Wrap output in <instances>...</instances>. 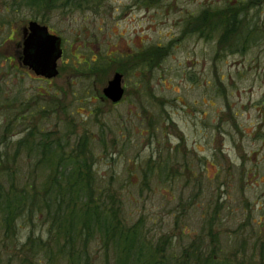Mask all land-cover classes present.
Instances as JSON below:
<instances>
[{
  "label": "rangeland",
  "instance_id": "1",
  "mask_svg": "<svg viewBox=\"0 0 264 264\" xmlns=\"http://www.w3.org/2000/svg\"><path fill=\"white\" fill-rule=\"evenodd\" d=\"M33 11L0 0V169L21 168L23 180L34 159L14 153L13 141L30 126L55 147L79 141L123 222L139 227L151 250L164 248L165 263L191 264L183 252L192 247L213 248L216 264H263L264 0L45 5L39 18L64 50L49 82L2 64L1 40L37 19ZM114 71L127 89L116 104L102 93ZM42 221L18 220L11 237L0 231V264L20 263L22 243L45 230ZM88 253L90 264H104L93 242Z\"/></svg>",
  "mask_w": 264,
  "mask_h": 264
},
{
  "label": "trees",
  "instance_id": "2",
  "mask_svg": "<svg viewBox=\"0 0 264 264\" xmlns=\"http://www.w3.org/2000/svg\"><path fill=\"white\" fill-rule=\"evenodd\" d=\"M17 1L11 0V3ZM90 1L19 0V4L31 6L36 14L34 18L43 22L38 11L45 5L80 6ZM216 11L221 16L228 10ZM220 24L221 18L212 27H220ZM151 53L153 56L156 54L153 51ZM46 111H54V106L50 105ZM35 129L30 126L13 141L14 153L24 149L34 159L23 180L18 181V176L23 173L21 168L16 169L15 166L7 173L0 169L2 235L11 237L18 226V220L27 219L33 223L42 219L45 226L43 232L34 233L33 229L29 231L22 243L23 256L17 257L19 264H34L40 253L50 263L63 260L66 264H90L94 259L88 253L92 242L102 250L104 264H167L164 248H158L160 251L151 250L152 242L145 239L140 228L123 222L120 205L115 203L113 193L107 187L99 186L90 149H82L79 141L74 145L63 146L64 139L58 143L63 149L55 147V142L44 138L47 137V131H44L46 133L42 137V131L36 132ZM29 138H35L33 145L28 144ZM39 145H42L41 150ZM1 156L3 153H0V159ZM5 160L7 163V157ZM212 251L213 248L204 254L202 250L189 247L183 255H191V264H216L218 262L213 260Z\"/></svg>",
  "mask_w": 264,
  "mask_h": 264
},
{
  "label": "water",
  "instance_id": "3",
  "mask_svg": "<svg viewBox=\"0 0 264 264\" xmlns=\"http://www.w3.org/2000/svg\"><path fill=\"white\" fill-rule=\"evenodd\" d=\"M28 32L23 41V62L36 74L52 77L57 74L56 61L61 55L60 36L49 33L47 26L36 20L27 22ZM122 74L114 71L102 88V93L113 102L120 100L123 93Z\"/></svg>",
  "mask_w": 264,
  "mask_h": 264
},
{
  "label": "flooded vegetation",
  "instance_id": "4",
  "mask_svg": "<svg viewBox=\"0 0 264 264\" xmlns=\"http://www.w3.org/2000/svg\"><path fill=\"white\" fill-rule=\"evenodd\" d=\"M30 20H36V21H38L41 24H45L44 22L39 21L37 19H30ZM28 21L22 23L21 26L18 29H11L8 37L3 38L1 40V44L6 45V47H5V56L2 59V64L5 65L6 70H11V69L13 70V71H10V72L20 73V74L25 73L26 75L31 76L33 78L43 79V80H46V81L49 82L51 80V78L55 77L58 74L59 68H60V63L58 62V60L61 61L63 59V56H64L63 55L64 50H63L62 45H61V40H62L61 36L59 35L60 36L61 55L56 61L57 74L52 76V77H46V76L41 75V74H36L33 71V69H31L28 65H26L23 62V56H24V54H23V41H24L25 32H28V29L26 28ZM46 26H47V30H48L49 33H54L53 31H51V29L49 28L48 25H46ZM54 34H56V33H54ZM7 40H9L10 43H6ZM69 60H70V58H69ZM71 66H72L71 65V60L67 61V59H66V61L64 62V67H65L66 71L69 72L68 76H70V74H71ZM121 86L123 88L122 97H124V95L127 92V89H126L125 83L123 82V75H122V79H121ZM122 97H121V99H122ZM119 101L112 102V103L116 104Z\"/></svg>",
  "mask_w": 264,
  "mask_h": 264
}]
</instances>
